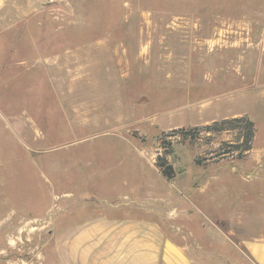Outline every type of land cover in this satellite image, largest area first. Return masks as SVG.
<instances>
[{
    "label": "rangeland",
    "instance_id": "obj_1",
    "mask_svg": "<svg viewBox=\"0 0 264 264\" xmlns=\"http://www.w3.org/2000/svg\"><path fill=\"white\" fill-rule=\"evenodd\" d=\"M241 116L252 148L222 155L236 132L203 129ZM263 169L264 0H0V264H56L98 218L229 233Z\"/></svg>",
    "mask_w": 264,
    "mask_h": 264
},
{
    "label": "crops",
    "instance_id": "obj_2",
    "mask_svg": "<svg viewBox=\"0 0 264 264\" xmlns=\"http://www.w3.org/2000/svg\"><path fill=\"white\" fill-rule=\"evenodd\" d=\"M214 174L208 179L216 181ZM245 183H264V169L256 176H240ZM209 183L196 192L205 193ZM257 188V189H256ZM233 202L230 232L218 226L216 216L205 235L186 233L177 227L176 240L158 225L126 218L112 222L96 219L68 229L56 238V264H264V185ZM254 196V197H253ZM253 197V198H250ZM236 204V205H235ZM115 212H118L117 209ZM129 217V218H127ZM109 222V223H107ZM179 225V224H178ZM209 242V243H208Z\"/></svg>",
    "mask_w": 264,
    "mask_h": 264
},
{
    "label": "trees",
    "instance_id": "obj_3",
    "mask_svg": "<svg viewBox=\"0 0 264 264\" xmlns=\"http://www.w3.org/2000/svg\"><path fill=\"white\" fill-rule=\"evenodd\" d=\"M204 131L207 132H221V131H235L236 138L227 144V148L222 155L230 154L231 157L242 159L252 148V142L255 136L254 123L245 116L234 117L230 119H222L220 121H214L210 125L205 126ZM179 136L180 140L195 141L199 138L200 129L180 128L173 132V135ZM172 135V136H173ZM173 142L167 141L164 149V155H158L157 165L160 168V172L166 179H171L175 175V171L171 164L166 162V156L170 154ZM199 162V160H197Z\"/></svg>",
    "mask_w": 264,
    "mask_h": 264
}]
</instances>
